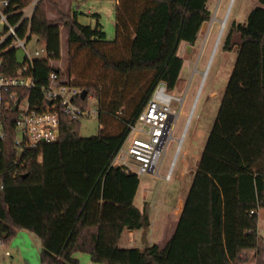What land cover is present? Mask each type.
Returning <instances> with one entry per match:
<instances>
[{
	"label": "trees",
	"instance_id": "trees-1",
	"mask_svg": "<svg viewBox=\"0 0 264 264\" xmlns=\"http://www.w3.org/2000/svg\"><path fill=\"white\" fill-rule=\"evenodd\" d=\"M30 1L11 0L19 7ZM258 2L231 29V37L239 36L236 62L176 229L164 246L140 248L119 244L126 229L150 226L146 209L134 203L139 174L113 158L156 84L176 87L184 62L180 43L197 40L211 18L208 0H117L113 39L98 13H92L95 25L81 22L77 9L53 18L56 1L40 0L32 31L50 57L61 56L64 28L69 74L81 51L100 63L96 78L71 82L87 91L78 103L87 105L88 95L98 100L99 129L83 137L80 118L63 114L56 141L19 151L16 113L6 109L0 138L3 242L22 229L35 233L41 264H80L78 252L105 264H264L258 231L264 209V0ZM13 58L10 52L7 59ZM52 70L47 59L36 60V91Z\"/></svg>",
	"mask_w": 264,
	"mask_h": 264
},
{
	"label": "rangeland",
	"instance_id": "rangeland-1",
	"mask_svg": "<svg viewBox=\"0 0 264 264\" xmlns=\"http://www.w3.org/2000/svg\"><path fill=\"white\" fill-rule=\"evenodd\" d=\"M55 1L57 6L53 4L50 7L51 17H57V11L67 13L71 9H77L81 22L95 25L97 19L92 13H98L106 37H115L117 0H83L76 3L71 0ZM257 5L258 0H208L211 18L202 26L197 40L194 43H180L178 54L184 62L178 83L170 92L179 99H173V109L178 111L180 105L182 108L173 126L172 138L167 144L158 173L139 174L140 183L135 202L141 208L146 206L148 213L154 205L157 209H164L167 214V207L173 204L178 195L185 194L191 186L236 62L239 36L233 34L231 37V29L234 24L244 23L251 9ZM61 39V56L52 61L53 65L61 68L63 76L73 80L96 78L100 63L91 58L87 51L79 52L71 74L68 73L69 42L67 30L64 28L61 29ZM34 45L36 46V43L32 46ZM38 46L42 47L40 44ZM87 106L90 109H98V100L88 95ZM80 123V134L83 137H90L98 132L97 115H84L80 118ZM169 169L171 176L166 179L165 175ZM145 195L146 205L142 204ZM260 210L258 231L264 240V209ZM154 227L155 232H162L165 226L157 222ZM125 235L121 239V246L126 243ZM138 236H141V232H138ZM155 238L157 239L153 243L161 242L159 235ZM255 253L256 251L253 252ZM9 256L11 253L6 257L10 259Z\"/></svg>",
	"mask_w": 264,
	"mask_h": 264
},
{
	"label": "built area",
	"instance_id": "built-area-1",
	"mask_svg": "<svg viewBox=\"0 0 264 264\" xmlns=\"http://www.w3.org/2000/svg\"><path fill=\"white\" fill-rule=\"evenodd\" d=\"M39 1L31 0L19 7L11 0H0V138L5 135V111L11 107L16 113L14 143L19 151L56 141L60 136L63 114L73 118L97 115V108L90 109L78 103L82 90L71 84V77L62 75L61 68L53 65L54 59L45 44L32 31V17ZM33 43L36 46H32ZM10 52L14 53L11 60L7 59ZM42 58L47 59L54 70L41 91H36L35 63ZM173 99L179 100L163 81L158 82L136 120L129 124V131L113 163L125 165L138 174L158 173L182 108L180 105L175 111ZM170 176L171 169L165 178ZM3 244L0 236V245Z\"/></svg>",
	"mask_w": 264,
	"mask_h": 264
},
{
	"label": "crops",
	"instance_id": "crops-1",
	"mask_svg": "<svg viewBox=\"0 0 264 264\" xmlns=\"http://www.w3.org/2000/svg\"><path fill=\"white\" fill-rule=\"evenodd\" d=\"M138 189L134 198L135 204H136L135 200L138 194ZM188 191L189 189L185 194H180L176 197L173 204L167 207L168 209L167 214L164 212V209L162 208L157 209L156 206L153 205L151 212L150 213L147 212L150 219V226L146 229H136V230L126 229L123 232V235L125 234L127 235V240L122 247L133 246V247L142 248L147 244H152L155 241V239H157L155 237L158 235L161 237V242L157 244L160 246H164L176 229L179 216L183 209L184 201ZM142 199H144L143 200L144 203L142 204L146 205L147 203L146 195L143 196ZM138 207L141 208L140 206ZM145 209L147 211L146 206ZM260 211L261 210H259L258 213ZM157 222H160L161 225L165 226L162 232H155L154 226ZM138 232H141V236H138ZM162 233H164L163 236ZM139 240L140 242H138ZM41 250H42L41 240L35 233L24 229L19 230L8 244L4 243L3 245H0V264H41L40 261ZM8 253L9 254L11 253V256H9L10 259L6 257L9 255ZM83 254H87V253H81V252L76 253V257H78V259L80 260V264H94L89 254H87L89 255L88 257H84L85 255ZM100 264H105V263H100Z\"/></svg>",
	"mask_w": 264,
	"mask_h": 264
},
{
	"label": "water",
	"instance_id": "water-1",
	"mask_svg": "<svg viewBox=\"0 0 264 264\" xmlns=\"http://www.w3.org/2000/svg\"><path fill=\"white\" fill-rule=\"evenodd\" d=\"M87 95V91L86 90H83L82 91V97H85Z\"/></svg>",
	"mask_w": 264,
	"mask_h": 264
}]
</instances>
